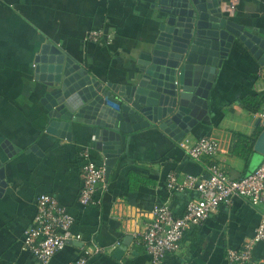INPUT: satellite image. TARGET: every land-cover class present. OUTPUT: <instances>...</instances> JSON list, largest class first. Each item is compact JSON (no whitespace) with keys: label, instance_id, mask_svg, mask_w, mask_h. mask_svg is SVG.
Returning <instances> with one entry per match:
<instances>
[{"label":"crops","instance_id":"0c3cea01","mask_svg":"<svg viewBox=\"0 0 264 264\" xmlns=\"http://www.w3.org/2000/svg\"><path fill=\"white\" fill-rule=\"evenodd\" d=\"M160 1L0 0V160L6 180L0 190V264H33V255L21 242L41 192L53 194L66 207L74 217L72 229L82 235L46 264H70L83 244L92 243L104 252L91 254L86 264H232L225 257L227 248L240 247L264 217V200L254 204L233 195L190 226L179 247L160 263L153 262L139 242L154 205L166 203L179 215L188 200L199 195L193 187L169 189V172L202 176L214 162L229 176L239 177L264 158L253 144L245 154L237 144H249L264 126L259 111L243 101L263 91L264 63L237 37L216 67L207 109L200 107L190 129L174 138L151 123L125 134L94 201L83 205L78 200L85 160L106 167L105 154L93 144L98 140L92 137L93 129L99 125L73 122L69 137L47 129L46 86L36 77L35 56L43 43H50L104 86L128 83L150 59L164 20ZM210 2H217L234 26L264 39V0H236L232 12L223 8L230 0ZM91 29L102 30V40L86 39ZM206 135L219 146L211 158H194L180 145L181 140L191 143ZM245 264H264V241L253 245Z\"/></svg>","mask_w":264,"mask_h":264},{"label":"water","instance_id":"95a60500","mask_svg":"<svg viewBox=\"0 0 264 264\" xmlns=\"http://www.w3.org/2000/svg\"><path fill=\"white\" fill-rule=\"evenodd\" d=\"M210 1L161 0L164 20L150 59L128 83L104 86L59 48L43 43L35 73L46 86L47 129L69 137L73 122L101 125L92 137L107 158L106 170L120 149L119 140L133 129L154 123L181 138L199 118L200 107L207 109L214 72L235 37L264 63V39L234 26ZM253 149L264 155V126ZM5 185L0 160V190Z\"/></svg>","mask_w":264,"mask_h":264},{"label":"built area","instance_id":"2783aa9c","mask_svg":"<svg viewBox=\"0 0 264 264\" xmlns=\"http://www.w3.org/2000/svg\"><path fill=\"white\" fill-rule=\"evenodd\" d=\"M236 0H230L223 8L232 12ZM100 29H91L85 34L86 39L102 40ZM264 90V86H263ZM260 121H264V108L259 111ZM188 154L194 158L214 156L218 150L217 140L210 136H202L191 143L180 141ZM86 155V153L84 152ZM208 173L198 176L192 174L178 175L169 172L166 185L174 191L195 188L199 195L188 200L183 213L176 215L166 204H156L151 210V218L141 234L139 242L151 256L153 262L160 263L166 253L176 250L185 231L192 225L207 217L219 203L229 202L233 195L247 198L251 203L264 200V158L252 171L239 177L229 176L218 163L207 166ZM106 177L105 165L85 160L82 165V184L78 200L86 205L94 201L97 185H104ZM73 215L50 193L41 192L35 198V212L30 223L24 228L21 247L34 257L33 264H46L51 256L67 243L82 240V235L72 229ZM264 241V217L258 222L253 234L246 238L240 247L227 248L225 257L232 264H245L251 260L253 245ZM81 254L70 264H86L87 258L104 248L96 243L82 246Z\"/></svg>","mask_w":264,"mask_h":264},{"label":"trees","instance_id":"16d2710c","mask_svg":"<svg viewBox=\"0 0 264 264\" xmlns=\"http://www.w3.org/2000/svg\"><path fill=\"white\" fill-rule=\"evenodd\" d=\"M244 103H246L247 105H249L252 109L256 110V111H262L263 109V103H264V90L263 91H259V92H254L250 95H248L247 97L244 98ZM262 130V126H259L256 130L255 136L253 138V140H249V144L247 145H243V144H238V147L240 149V153L241 154H245L244 151H250L252 148V144L253 141L255 139V137H257V135L260 133V131Z\"/></svg>","mask_w":264,"mask_h":264}]
</instances>
